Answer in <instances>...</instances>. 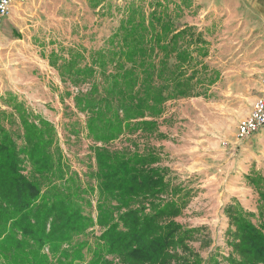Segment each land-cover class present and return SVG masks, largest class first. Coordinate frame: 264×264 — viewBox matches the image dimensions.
Returning a JSON list of instances; mask_svg holds the SVG:
<instances>
[{
    "label": "rangeland",
    "instance_id": "374dc122",
    "mask_svg": "<svg viewBox=\"0 0 264 264\" xmlns=\"http://www.w3.org/2000/svg\"><path fill=\"white\" fill-rule=\"evenodd\" d=\"M259 2H13L0 27V109L6 113L1 121L14 132L19 146L25 144V138L16 102L22 104L30 121L40 123L43 118L50 122L46 134L53 138L50 152L66 176L86 190L83 204L92 213L94 224L64 247L81 249L87 260L104 229L97 223L96 153L101 148L157 156L153 165L164 169L169 183L163 195L171 198L172 189H180L175 197L185 205L176 219L196 229L187 242L203 263L216 257L230 264L227 257L233 252L234 238L228 234V205L240 204L255 212L253 221L264 223V216L259 217L264 127L250 139L240 140L237 135L238 122L250 112L264 79V8ZM186 26L188 30L175 38L177 48L169 60L178 65L182 93L169 96L160 114L146 111L116 138L96 140L87 120L99 110L82 109L78 103L86 106V101L92 104L105 97L96 114L99 133L105 134L107 126L101 121L113 117L119 106L117 95L105 90L118 52L147 45L155 31ZM126 59L122 57V62L131 65ZM86 67L93 70L80 72ZM22 159L23 172L42 183L43 190L50 182L61 183L56 173L41 176L25 154ZM142 201L143 197L134 199L130 206L137 207ZM103 202L118 216V196L110 194ZM49 248L47 245L44 251L51 255ZM103 260L101 264H126L112 253ZM53 263H58L56 257Z\"/></svg>",
    "mask_w": 264,
    "mask_h": 264
},
{
    "label": "trees",
    "instance_id": "16d2710c",
    "mask_svg": "<svg viewBox=\"0 0 264 264\" xmlns=\"http://www.w3.org/2000/svg\"><path fill=\"white\" fill-rule=\"evenodd\" d=\"M187 30L188 26L181 30L155 31L148 37L147 45L118 52L114 73L108 76L109 87L105 90L117 95L119 106L113 117L101 121L107 126L105 134L99 133L96 120V114L102 110L99 104L105 97L92 104L86 101V106L78 103L82 109L99 110L87 120L89 133L96 140L107 142L116 138L124 127L134 125L133 120L144 117L146 111L160 114L169 96L182 93L178 65L169 60L177 48L175 38ZM122 57L131 65L123 63ZM121 67L123 70L118 71ZM91 70L92 67H86L80 72ZM21 106L20 102L15 103L24 128L23 146H19L14 132L2 123L1 115L6 113L0 109V264H56L53 257L57 264H101L105 254L111 253L126 264H223L216 257L203 263L201 255L187 242L196 229L185 227L176 219L185 205L181 198L175 197L180 189L173 188L171 198L163 195L169 183L164 169L153 165L157 161L153 153L97 149V223L104 229L87 260L81 249L64 247L94 224L92 213L85 211L83 204L82 193L86 190L73 177L66 176L50 152L53 138L46 136L50 122L43 118H39L40 123L30 121ZM142 123L151 122L142 120ZM24 154L38 174L47 177L56 173L61 183L50 182L43 190L42 183L23 172ZM259 192V217H263L264 190ZM110 194L119 198L118 216L103 202ZM140 197L144 201L131 207V201ZM226 208L228 234L234 238L228 262L264 264V223L253 221L255 212L240 204ZM47 245L51 255L44 251Z\"/></svg>",
    "mask_w": 264,
    "mask_h": 264
},
{
    "label": "built area",
    "instance_id": "2783aa9c",
    "mask_svg": "<svg viewBox=\"0 0 264 264\" xmlns=\"http://www.w3.org/2000/svg\"><path fill=\"white\" fill-rule=\"evenodd\" d=\"M14 1L0 0V27L8 17ZM254 100L250 112L238 122L237 135L240 140L250 139L264 127V79Z\"/></svg>",
    "mask_w": 264,
    "mask_h": 264
},
{
    "label": "crops",
    "instance_id": "0c3cea01",
    "mask_svg": "<svg viewBox=\"0 0 264 264\" xmlns=\"http://www.w3.org/2000/svg\"><path fill=\"white\" fill-rule=\"evenodd\" d=\"M260 2V4L262 5V8H264V0H259Z\"/></svg>",
    "mask_w": 264,
    "mask_h": 264
}]
</instances>
